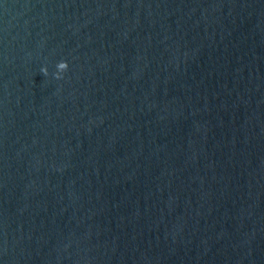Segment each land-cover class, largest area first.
Instances as JSON below:
<instances>
[{
  "label": "water",
  "instance_id": "1",
  "mask_svg": "<svg viewBox=\"0 0 264 264\" xmlns=\"http://www.w3.org/2000/svg\"><path fill=\"white\" fill-rule=\"evenodd\" d=\"M0 264H264V0H0Z\"/></svg>",
  "mask_w": 264,
  "mask_h": 264
},
{
  "label": "clouds",
  "instance_id": "2",
  "mask_svg": "<svg viewBox=\"0 0 264 264\" xmlns=\"http://www.w3.org/2000/svg\"><path fill=\"white\" fill-rule=\"evenodd\" d=\"M57 71L54 74L56 79H61L62 78V73L65 72L68 68L67 62L61 61L56 65ZM41 72L47 76L48 75V70L46 67L41 69Z\"/></svg>",
  "mask_w": 264,
  "mask_h": 264
}]
</instances>
